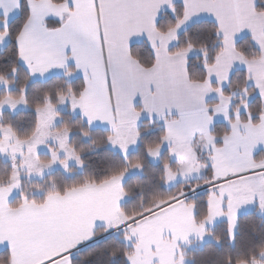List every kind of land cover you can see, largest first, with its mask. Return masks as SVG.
<instances>
[{
    "label": "crops",
    "instance_id": "crops-1",
    "mask_svg": "<svg viewBox=\"0 0 264 264\" xmlns=\"http://www.w3.org/2000/svg\"><path fill=\"white\" fill-rule=\"evenodd\" d=\"M27 2L30 18L17 42L20 62L34 80L55 75L70 81L83 78L85 90L81 97H72L69 110L83 116L92 128L112 132L124 128L128 133L139 122L158 120L166 127L165 145L173 142L185 149L192 145L200 152L207 147L218 182L248 177L230 181L232 190L223 195L220 217L229 220L230 230L235 221L237 231L238 219L245 213L256 211L264 217V112L255 123L244 103L231 121L234 100L224 93L232 74L244 69L264 102V11L257 9L259 0ZM177 2L184 5V17L169 32H160L159 18ZM21 8L22 0H0V50L10 43L9 25ZM50 20L60 25L50 27ZM201 20L218 23L223 50L208 67L207 80L194 82L188 73L189 59L203 51L190 48L172 54L170 50L183 31ZM246 36L253 38L262 56L248 59L238 50V41ZM143 41L156 56L152 68H145L132 55V46ZM242 111L248 113L247 119L241 117ZM219 122H229L231 127L221 144L210 134ZM200 135L206 136L205 143ZM109 144L125 156L131 151L114 135ZM181 160L184 166L186 161ZM131 168L102 184L16 208L10 204L22 183H14L15 175L11 184L0 186V252L10 251V264H73L74 252L93 241L99 228L115 226L124 218L121 206L128 199L124 183L138 173ZM208 202L209 218L220 211L211 198Z\"/></svg>",
    "mask_w": 264,
    "mask_h": 264
},
{
    "label": "trees",
    "instance_id": "trees-1",
    "mask_svg": "<svg viewBox=\"0 0 264 264\" xmlns=\"http://www.w3.org/2000/svg\"><path fill=\"white\" fill-rule=\"evenodd\" d=\"M63 3L66 0H53ZM257 9L264 11V0H259ZM185 8L182 2L175 3L174 7L165 11L158 20L157 28L167 33L177 26L184 17ZM30 18V8L27 0H22L21 13L9 25L10 43L0 50V77L7 78L15 88L7 91L0 90V101L7 96L21 98L25 94L29 109L18 112L5 111L0 121L2 127H10L19 140L32 138L38 130L40 120L38 109L46 107L50 101L58 105L62 95L73 93L81 97L85 90V81L79 77L68 81L66 76L55 75L48 80H32L30 72L21 64L18 47V37L24 25ZM59 21L50 20L48 26L58 27ZM223 37L220 27L213 20H201L193 23L178 38V42L170 50L172 54L190 48L202 50L203 54L189 59L188 73L194 82H205L208 78V67L214 65L223 50ZM238 50L248 59H257L262 52L254 43L251 36L243 37L237 43ZM132 55L145 67L152 68L156 63L153 48L147 41L135 43L132 46ZM224 93L234 100L232 111H237L249 95L248 112L253 122L257 123L264 112V102L256 87L251 83L248 72L244 69L236 70L230 79ZM61 121L57 130L71 132L70 147L81 158L82 170L76 166L70 168L72 174L62 169L47 174L42 179H21L22 190L11 202L16 208L25 203L43 204L49 196L66 194L68 191L83 188L89 184H102L127 172L133 165L143 166V174L131 175L124 183V191L128 199L122 204L121 211L127 218L139 216L155 207L160 201L176 197L178 193L190 190L199 183L211 178L212 168L207 162L206 178L196 180L188 187L179 183L168 188L165 185L166 168L170 162V153L165 151L159 163H153L149 150L160 146L166 136L164 123L158 120H145L139 128L140 144L138 148L125 157L121 152L109 145L112 131L103 128H92L82 116L74 115L69 109L60 111ZM243 119L248 118L247 112H241ZM235 113L231 114V121ZM231 130L229 122H219L214 125L212 132L223 136ZM176 163H173V167ZM16 167L11 160L4 158L0 153V186L12 183ZM210 180V179H209ZM186 187V188H185ZM181 193V194H182ZM180 194V195H181ZM187 199V198H186ZM209 193H197L189 201L196 206V219L204 220L209 216ZM230 226L227 221H221L211 228L215 240L205 243L203 248L191 250L186 256L191 259L187 264H250L260 259L264 254V217L256 211L241 215L238 219L235 238L230 236ZM106 229L99 228L96 232L97 240L81 248L73 257V264H130L128 256L133 247L124 240V235L113 233L105 235ZM9 250L0 252V264H10Z\"/></svg>",
    "mask_w": 264,
    "mask_h": 264
},
{
    "label": "rangeland",
    "instance_id": "rangeland-1",
    "mask_svg": "<svg viewBox=\"0 0 264 264\" xmlns=\"http://www.w3.org/2000/svg\"><path fill=\"white\" fill-rule=\"evenodd\" d=\"M193 55L198 56L200 54ZM32 80L34 79L32 78ZM14 88L15 85L7 78L0 77V90L5 89L10 91ZM74 96L73 93L62 95L58 105H53L49 101L48 107L40 109L38 130L28 140H19L10 127L1 128L0 153L4 158L11 160L16 167L15 175L17 179L14 183L20 182L24 177L29 180L42 179L56 169H62L69 174H72L70 172L72 166H76L78 169L80 168L79 170H82L83 163L81 162V158L73 151L69 144L71 132L65 129H56V126L61 121L60 111L69 109V105L73 104L71 100ZM243 96L247 97L246 104L249 107L251 97L246 93H243ZM22 98H25V94L21 98L7 96L0 101V121L5 111L18 112L21 109H27L25 108L27 104L26 98ZM216 103L215 101L212 104ZM232 112L235 113L236 111ZM142 123L139 122L136 127L132 126L133 128H128V133L124 131V128L120 132H112V136L114 135L118 142H122L124 146L134 152L140 144L141 133L139 132V128ZM210 134L217 138V144H221L223 137L228 135L227 133L223 136H218L212 131ZM200 139L202 143L206 142L205 135H200ZM137 142L139 143L135 148ZM167 145L170 146L166 147ZM185 148L182 146L178 147V144L173 142L165 145L163 141L160 146L149 150V156L153 163H159L166 150L170 153V162L165 165L166 187L172 188L179 183L188 187L194 181L206 178L208 167L205 165L204 159H207L212 168L213 176L209 178L210 180L208 179L203 183L192 185L194 186L192 189L185 190L184 193L181 191L176 197H170V199L158 202L155 207L150 208L139 216L132 218L124 216L115 226L109 228L102 227L106 229L105 235L113 233L118 236L121 234L125 236L124 240L133 247V252L128 256L130 264H187L192 261L186 256L191 250L203 248L205 243L215 240L210 231L211 228L221 221H227L230 226L228 219L220 217L221 210L225 207L223 195H227L232 190L230 181L234 182L236 180L240 182L248 179V177L239 180L235 177L225 180L226 182L222 180L218 182L214 176L213 164L209 161L211 153L208 152V148L205 147L206 149L204 148L203 152H200L198 148L192 147V145L187 147L188 149ZM131 151L129 154L132 153ZM181 159L186 161L184 166ZM179 162L181 169L177 168ZM173 163H176L175 167H173ZM134 166H137V168L134 169ZM143 171V166L139 163L133 165L131 168V172H138L135 174H143ZM206 191L209 193V198L213 200L215 208L220 212L217 215L213 214L211 217L200 221L196 219L197 209L195 204L189 200L194 194L206 193ZM234 222H232L231 230L229 229L232 240H234L236 232ZM95 236L94 240H97ZM81 248L76 250L74 254ZM256 261L258 262H253L252 264H264V257L260 256V259Z\"/></svg>",
    "mask_w": 264,
    "mask_h": 264
},
{
    "label": "snow or ice",
    "instance_id": "snow-or-ice-1",
    "mask_svg": "<svg viewBox=\"0 0 264 264\" xmlns=\"http://www.w3.org/2000/svg\"><path fill=\"white\" fill-rule=\"evenodd\" d=\"M109 139H111V138H109Z\"/></svg>",
    "mask_w": 264,
    "mask_h": 264
}]
</instances>
